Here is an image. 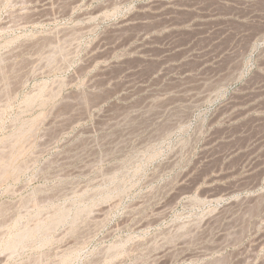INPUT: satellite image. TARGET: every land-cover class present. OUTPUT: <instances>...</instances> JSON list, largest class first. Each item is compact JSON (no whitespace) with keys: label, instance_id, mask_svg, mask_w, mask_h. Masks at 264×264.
I'll list each match as a JSON object with an SVG mask.
<instances>
[{"label":"rangeland","instance_id":"374dc122","mask_svg":"<svg viewBox=\"0 0 264 264\" xmlns=\"http://www.w3.org/2000/svg\"><path fill=\"white\" fill-rule=\"evenodd\" d=\"M0 264H264V0H0Z\"/></svg>","mask_w":264,"mask_h":264}]
</instances>
